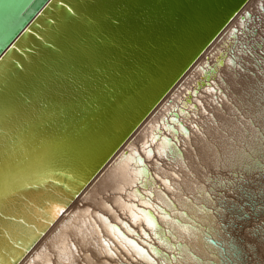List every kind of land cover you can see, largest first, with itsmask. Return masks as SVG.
<instances>
[{
    "label": "bare ground",
    "instance_id": "6f19581e",
    "mask_svg": "<svg viewBox=\"0 0 264 264\" xmlns=\"http://www.w3.org/2000/svg\"><path fill=\"white\" fill-rule=\"evenodd\" d=\"M260 66L264 0H248L73 203L29 251H21L19 264L31 256L35 264H264V111L255 108L252 94L261 88L255 80L264 78ZM176 105L189 129L174 122L175 138L164 114ZM160 128L175 139L171 145L155 137ZM134 149L145 157L148 173ZM139 204L156 212L155 227ZM123 217L137 231H149L145 245L152 258L115 229L112 221L128 229ZM71 241L78 255L66 251ZM116 244L136 260L112 255Z\"/></svg>",
    "mask_w": 264,
    "mask_h": 264
},
{
    "label": "water",
    "instance_id": "95a60500",
    "mask_svg": "<svg viewBox=\"0 0 264 264\" xmlns=\"http://www.w3.org/2000/svg\"><path fill=\"white\" fill-rule=\"evenodd\" d=\"M247 1L72 0L84 5L83 14L70 27L57 32L56 47L52 48L51 42L47 45L38 42L37 35L38 31L43 33L41 24L49 9L32 15L34 6L45 0H0V57L5 58L0 60V126L4 120L3 100L7 95L23 105L30 117L29 124L21 129L26 140L47 137L70 141L84 151L90 175L80 193ZM55 4V11L59 13L60 0H55ZM33 21L36 23L32 35L24 33L7 42L5 36L9 28L31 26ZM13 44L17 46L15 49ZM16 61L27 68L19 69ZM196 90L194 88L193 92ZM24 99L28 100V105H24ZM196 102L197 99L190 106ZM182 104L180 102V106ZM177 107H173L168 116L164 114L175 138L178 128L174 122L184 131L189 129L179 118ZM159 130L155 137L165 138L169 145L175 141L171 135L161 133L162 128ZM2 135L0 131V137ZM146 145L153 153L152 145ZM129 150L123 147L121 151L128 154ZM134 150L141 171L148 173L150 168L145 157ZM59 175L62 173L58 172ZM2 179L0 175V183ZM139 192L143 195L141 190ZM77 196H73L69 205ZM138 208L144 209L156 222L152 207L139 204ZM122 222L127 230L112 221L119 233L126 234L152 258L146 246V242L150 243L149 231L143 232L141 227L137 231L125 217ZM38 237L27 245L26 251ZM208 240L219 244L214 237ZM116 246L115 255L120 253L128 260H136V255ZM23 250L17 252L20 260ZM3 254L0 250L1 258ZM11 264L17 262L13 260Z\"/></svg>",
    "mask_w": 264,
    "mask_h": 264
},
{
    "label": "snow or ice",
    "instance_id": "6c2138e0",
    "mask_svg": "<svg viewBox=\"0 0 264 264\" xmlns=\"http://www.w3.org/2000/svg\"><path fill=\"white\" fill-rule=\"evenodd\" d=\"M60 4L59 13L55 11V0H45V3L35 5L32 12L35 15L41 9H49L41 24L43 33L38 31L37 35L38 42L45 45L51 42L52 48L56 47L57 32L70 27L83 14L84 5L72 3V0H60ZM35 23L9 28L5 39L11 43L24 33L32 35ZM12 47L15 49L17 46L13 44ZM3 59L0 57V60ZM15 65L19 69L27 68L20 61H16ZM28 103L24 99V105ZM3 105L4 120L0 126L3 133L0 137V175L3 177L0 183V250L5 253V258L0 260V264H11L13 260L19 264L17 252L27 250V245L66 210L74 195L79 194L90 175L89 161L87 154L70 141L47 137L26 140L21 129L26 128L30 117L24 111V106L15 98L10 100L7 95ZM58 172L62 175L57 176ZM69 176L72 179H68ZM148 222L150 226H156L150 217ZM104 243L109 242L105 240ZM128 243L135 245V241ZM66 251H72L73 256L79 254L74 243H69ZM27 264H35V256ZM47 264H53V261L49 259ZM67 264H74V261L69 260Z\"/></svg>",
    "mask_w": 264,
    "mask_h": 264
}]
</instances>
